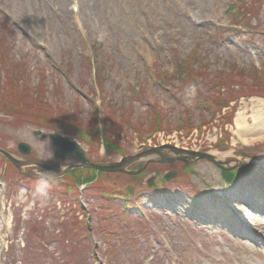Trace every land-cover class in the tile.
Returning <instances> with one entry per match:
<instances>
[{
	"label": "rangeland",
	"instance_id": "obj_1",
	"mask_svg": "<svg viewBox=\"0 0 264 264\" xmlns=\"http://www.w3.org/2000/svg\"><path fill=\"white\" fill-rule=\"evenodd\" d=\"M0 65L1 99L36 111L44 95L46 111L67 124L0 111V149L19 159L56 162L37 130L75 135L99 164L165 146L264 158V135L245 143L235 125L241 110L250 125L256 108L264 112V0H0ZM178 156L161 150L132 163L136 175L98 173L81 191L60 179L48 196L15 167H0V264H39L41 253L25 247L36 225L57 254L55 233L67 226V239L86 247L85 264H264V211L253 205L264 201V168L232 170L226 186L203 171L221 172L212 163L190 164L186 178L154 188L167 172L185 173Z\"/></svg>",
	"mask_w": 264,
	"mask_h": 264
},
{
	"label": "trees",
	"instance_id": "obj_2",
	"mask_svg": "<svg viewBox=\"0 0 264 264\" xmlns=\"http://www.w3.org/2000/svg\"><path fill=\"white\" fill-rule=\"evenodd\" d=\"M2 51L4 52V50L2 49ZM1 69H4L3 65H0ZM190 76V73L188 72V74H186V72L183 74V77H188ZM7 77H9L12 80V84L15 83V85H19L21 84L20 80L18 77H14L11 73L7 74ZM185 80V79H183ZM44 95H42V99L37 100L36 102L38 103V105L40 106V109H36V111H26L25 108L23 106L18 105L16 102H8L7 100L1 99L0 98V111L4 112L10 116H12L13 118H15V120L17 121V119H21L24 121H28V122H33L34 119H38L37 120L38 124L41 125H47L48 128L50 126H53L54 128L60 127L61 125H67L64 123H60V120H57V118H52L50 116V114L46 111L49 108V104L46 102V100L43 99ZM222 102L214 104V107L216 108V110H220L222 105ZM42 106L45 107L42 108ZM220 109H219V108ZM158 114V113H156ZM60 115V114H59ZM160 115V114H158ZM59 118H62L61 116H58ZM18 122V121H17ZM141 133V131L138 132V134ZM70 135V133H69ZM71 137H76L75 135L71 134ZM109 138V137H107ZM105 139V138H104ZM106 141H108L107 139H105ZM106 145L109 144L107 143ZM9 166L12 168V165L5 160L3 157L0 156V167L2 166ZM134 168V167H133ZM98 173H102L103 172H97L95 170H87V169H81V170H75L72 171L67 177L66 180L70 183L71 181L74 183V185L72 186V188H75L74 190L79 189V187L81 185L90 183L94 180V176H96V174ZM230 173H226V178L229 180L230 178ZM34 181H36V179L34 178ZM64 182L66 183V181L64 180ZM68 183V184H69ZM112 206L110 209L112 212V216L119 215L118 212V205L114 203V201H111ZM133 202H128V204H131ZM118 206V207H117ZM121 209V207H119ZM122 216L125 219H129V216L127 215V213H122ZM60 231L58 233H55V237L59 239V242L57 243L58 245V249H59V253L57 254V252H51L49 250V244L52 240H50L49 238L51 237V233H46V230L44 228H42L40 225H36L34 226L31 231H29V235L26 239V254L27 252H29L30 250H38L41 254H39L38 258H37V262L39 264H85L84 262V256L82 257L80 254L82 253L81 250H85L86 247L84 248L82 245H80L77 242H73L67 239V229L68 227L65 226L64 227H59ZM77 228H73V232L77 231L75 230ZM82 229V228H81ZM85 239V238H83ZM81 248V249H80ZM80 250V252L78 253V251ZM25 254V256H27ZM75 255H79L78 258L75 257ZM29 256H27L26 260L28 261ZM42 260V262H41ZM87 262V261H86ZM23 264L25 263L24 261L22 262ZM21 263V264H22ZM90 263V260H89Z\"/></svg>",
	"mask_w": 264,
	"mask_h": 264
},
{
	"label": "water",
	"instance_id": "obj_3",
	"mask_svg": "<svg viewBox=\"0 0 264 264\" xmlns=\"http://www.w3.org/2000/svg\"><path fill=\"white\" fill-rule=\"evenodd\" d=\"M35 135L42 136V138H49L54 147L56 148L55 157L57 162L55 164H42L35 163L26 159H18L8 151L0 149V153L7 158L21 174L27 176H38L36 172L30 170H24L26 167L35 166L41 169V171L53 170L59 173L58 178L65 176L69 171L75 168H88L95 169L98 171H103L107 173H129L135 174L138 172L128 171V167L132 165L135 161L142 159L145 156H152L155 153H158L164 149H171L175 154H180L179 160L185 162L186 166L189 163H197L201 161H208L212 163L219 170L231 171L235 169H239L242 167H252V166H260L264 168V158L255 159L254 162H247L242 160H228L218 158V156L211 154L209 152H199V151H186L183 149H179L177 147L169 146V147H160L158 149H154L151 151H146L145 153L138 156H128L122 159L120 162H116L109 165H101L96 164L91 161V159L86 155L85 151L81 148L80 144H78L75 140H72L68 136H63L56 133L43 134L42 131H35ZM20 152L24 155H29L32 148L29 144L25 142H21L18 145ZM68 159H73L77 162L76 165H71L68 167L62 166V162L67 161ZM232 165V166H230ZM176 176V172H169L165 175V180H171Z\"/></svg>",
	"mask_w": 264,
	"mask_h": 264
},
{
	"label": "bare ground",
	"instance_id": "obj_4",
	"mask_svg": "<svg viewBox=\"0 0 264 264\" xmlns=\"http://www.w3.org/2000/svg\"><path fill=\"white\" fill-rule=\"evenodd\" d=\"M260 107V106H259ZM256 108L253 112L252 115V119H253V124L250 125L248 123V117L246 116V114L241 110L236 118H235V125H236V135L243 141V142H249L251 140H254L256 137L258 136H263L264 135V112H262V109L260 108ZM260 138V137H259ZM224 155L220 156L221 160H223ZM203 171H208V176L211 177L212 175L216 176L219 175L218 172H216L215 168L209 166V167H204ZM235 192V189H233ZM252 193H254L255 195H258L260 193H256V191H252ZM235 195H240L239 191L235 192ZM254 196V195H253ZM262 196V195H261ZM264 196V194H263ZM253 205H257V209L258 210H262L264 211V201L261 200H257V201H253ZM206 206L210 209L211 212H215L217 213V211L212 209V203H207Z\"/></svg>",
	"mask_w": 264,
	"mask_h": 264
},
{
	"label": "clouds",
	"instance_id": "obj_5",
	"mask_svg": "<svg viewBox=\"0 0 264 264\" xmlns=\"http://www.w3.org/2000/svg\"><path fill=\"white\" fill-rule=\"evenodd\" d=\"M54 156V152L51 154ZM51 158V157H49ZM59 173L57 171L53 170H46L42 171L34 184V192L39 193L42 196H48L49 191L55 185L57 179H58ZM17 198L23 202L28 199V197L25 195V190L20 189L19 193L17 194ZM34 203V202H33ZM32 204L28 205V208H31ZM27 210V209H26Z\"/></svg>",
	"mask_w": 264,
	"mask_h": 264
},
{
	"label": "flooded vegetation",
	"instance_id": "obj_6",
	"mask_svg": "<svg viewBox=\"0 0 264 264\" xmlns=\"http://www.w3.org/2000/svg\"><path fill=\"white\" fill-rule=\"evenodd\" d=\"M52 164V163H51ZM37 170V169H36ZM75 170H81V169H75Z\"/></svg>",
	"mask_w": 264,
	"mask_h": 264
}]
</instances>
